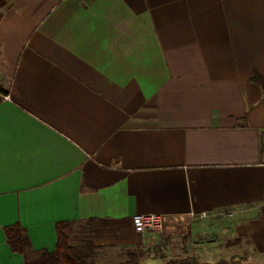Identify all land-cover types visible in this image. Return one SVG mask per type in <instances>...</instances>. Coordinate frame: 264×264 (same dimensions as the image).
Returning a JSON list of instances; mask_svg holds the SVG:
<instances>
[{"label": "crops", "instance_id": "0c3cea01", "mask_svg": "<svg viewBox=\"0 0 264 264\" xmlns=\"http://www.w3.org/2000/svg\"><path fill=\"white\" fill-rule=\"evenodd\" d=\"M0 14V264L24 260L5 227L52 251L60 221L165 264L192 256L174 231L193 217L229 220L264 261V0H9ZM136 213L166 215L162 232L135 231Z\"/></svg>", "mask_w": 264, "mask_h": 264}, {"label": "rangeland", "instance_id": "374dc122", "mask_svg": "<svg viewBox=\"0 0 264 264\" xmlns=\"http://www.w3.org/2000/svg\"><path fill=\"white\" fill-rule=\"evenodd\" d=\"M224 217H229L226 215ZM207 219V218H206ZM193 224L198 225V229L191 231ZM162 230L152 233H161ZM174 235L184 240L183 236L189 237L190 241H193V252L188 255L196 257L199 261L213 262L218 259L231 260L234 259L232 264H264V261H254L252 260L253 254L256 253L255 248L250 244V241L243 240L238 243L227 244V241L236 238V229L234 224H231L229 220L225 218L218 221L217 219H193L189 222L187 226L181 227V229H176ZM190 235V236H189ZM71 243L73 245H80L78 240L73 239V235H70ZM186 240V238H185ZM184 246H182L183 248ZM188 249V248H187ZM157 248H152L151 250H144L143 257L140 261L145 264H160L158 258ZM234 255V256H233ZM238 256L246 257L247 260H241L237 258ZM30 258H35L36 254L33 252L29 253ZM127 257L122 249H111V248H101L95 251L89 260L94 264H111L125 262ZM239 259V260H238Z\"/></svg>", "mask_w": 264, "mask_h": 264}, {"label": "trees", "instance_id": "16d2710c", "mask_svg": "<svg viewBox=\"0 0 264 264\" xmlns=\"http://www.w3.org/2000/svg\"><path fill=\"white\" fill-rule=\"evenodd\" d=\"M9 0H0V7L6 5ZM1 19V14H0ZM253 81L259 83L264 91L263 79L255 74ZM0 90L2 91L1 87ZM56 243L52 251L45 248L37 251L31 250V243L27 230L19 224L9 225L4 228L6 242L12 252H17L23 255L24 260L20 264H94L89 260L91 255L100 247L92 244L91 241H83L76 246L71 243L70 235L73 230L71 222L60 221L56 223ZM239 239L228 241V244H233ZM36 254L35 258H30L29 253ZM124 254L127 257L125 262L111 264H145L140 261L144 253L140 248H126ZM234 259H218L213 262L199 261L196 257L190 256L180 260L169 261L165 264H232Z\"/></svg>", "mask_w": 264, "mask_h": 264}, {"label": "built area", "instance_id": "2783aa9c", "mask_svg": "<svg viewBox=\"0 0 264 264\" xmlns=\"http://www.w3.org/2000/svg\"><path fill=\"white\" fill-rule=\"evenodd\" d=\"M262 150L264 153V142L262 144ZM205 217L203 213L199 215ZM193 217L192 219H194ZM167 216L161 213H136L132 216V224L134 230L140 233L145 232H158L162 230L166 224Z\"/></svg>", "mask_w": 264, "mask_h": 264}]
</instances>
